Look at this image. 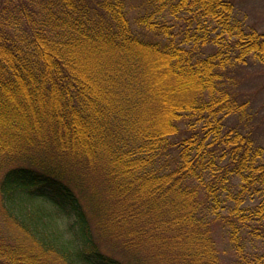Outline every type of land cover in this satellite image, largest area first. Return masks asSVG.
<instances>
[{"label":"trees","instance_id":"16d2710c","mask_svg":"<svg viewBox=\"0 0 264 264\" xmlns=\"http://www.w3.org/2000/svg\"><path fill=\"white\" fill-rule=\"evenodd\" d=\"M233 6L0 0V264H222L218 225L264 264V150L228 123L264 34Z\"/></svg>","mask_w":264,"mask_h":264},{"label":"rangeland","instance_id":"374dc122","mask_svg":"<svg viewBox=\"0 0 264 264\" xmlns=\"http://www.w3.org/2000/svg\"><path fill=\"white\" fill-rule=\"evenodd\" d=\"M233 17L244 28L251 27L264 34V0H233ZM229 77L232 89L243 95L248 105L242 112L228 118V123H235L241 131L250 132L257 143L264 150V67L256 60L247 62L233 61L229 69ZM240 97V96H238ZM259 200H246L243 206H253ZM71 218V217H70ZM62 224L68 222L69 217H60ZM254 224V223H253ZM214 239L219 250L222 264H229L234 259V243L228 237L227 229L215 226ZM242 232V233H241ZM239 234L245 235L244 230ZM247 252H255L264 256V238L249 239L245 243Z\"/></svg>","mask_w":264,"mask_h":264}]
</instances>
